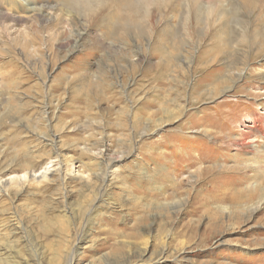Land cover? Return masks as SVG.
Returning a JSON list of instances; mask_svg holds the SVG:
<instances>
[{
	"label": "rangeland",
	"instance_id": "1",
	"mask_svg": "<svg viewBox=\"0 0 264 264\" xmlns=\"http://www.w3.org/2000/svg\"><path fill=\"white\" fill-rule=\"evenodd\" d=\"M77 1L0 0V264H264V138L240 140L264 131V48L199 66L213 19L198 38L191 1L150 8L147 35ZM219 5L218 27H263Z\"/></svg>",
	"mask_w": 264,
	"mask_h": 264
},
{
	"label": "bare ground",
	"instance_id": "2",
	"mask_svg": "<svg viewBox=\"0 0 264 264\" xmlns=\"http://www.w3.org/2000/svg\"><path fill=\"white\" fill-rule=\"evenodd\" d=\"M101 1L103 2V4L106 2L105 6L107 5L108 7L109 6L111 7V5L108 3V1H109V2H111V4L114 5L112 7H116V9L114 8L115 12H112L114 14H111V12H110L107 16H104V15H102V12L98 13L99 18L104 16L102 18L104 23L105 22L107 23V21L109 20V22L107 23V25L109 24L108 29L112 28V29L116 30L115 32L120 31L122 29L126 30V31H129L130 29H134V30H137V34L139 33V34H143V35L144 34L147 35V31L145 30L146 29L145 19L147 18V11L149 12L150 8H152L153 14L154 13L160 14V10H163L162 8H165L164 6H166L168 3H172V2L179 3L180 2V0H120V2L118 0H101ZM183 1H185V2L191 1V4H193L192 7L190 6V8H191L193 19L195 20V24L197 22H199L195 26L196 31H198V32H194V34H197L198 38L206 37L205 33H200L201 32L200 23L201 24L204 23V21H203L204 19L202 18V16H204L205 13H207V14L211 13L210 18L213 19V22L211 23V28L213 27L214 32L211 33V37H210L211 45L210 46L212 47V49H214V52L211 51L212 49H208L206 51H203L202 57H201L200 62H199V66L201 65V60L203 61L205 58L207 59V57L210 55H212V57H215V58L221 56L224 53L225 47L231 48L234 45H236L237 47H241V46L251 47V48L256 47L259 49V51L264 48V20L261 19L262 17L260 16V13H258L256 16H258L257 19L263 23V27L254 23V24H252V26H254V28L252 30H250L249 32L244 33V34H239V33H236L235 31H226L228 29L232 30L233 27L231 26V24L234 23L233 21H229V20L226 21L225 20L226 22H224V20H223V23H221L218 27L217 22L219 19L220 20L223 19L222 15L225 13V11H224L225 9L223 8L224 9L223 10L221 5L217 6V4H220L221 0H209V1L207 0L211 4V7L207 8L209 11H207L205 9L204 12H202L201 8L199 7V1L200 0H183ZM240 1L243 2L244 6L247 7V9H253V8L257 9L258 4H259V8L264 6L263 0H240ZM194 4L197 6H195ZM74 5H76L79 8H80V6H85V7H81V8H83L85 10L88 9L90 11V10H92V7L95 6V3H93L92 1L88 2V0H80V1H77ZM189 5H190V3H189ZM102 8H104V7H102ZM177 8H169V9H173V11H174ZM242 8L244 9L243 5H242ZM123 9L127 10V13L124 14V16H120L118 11L119 10L123 11ZM179 9H180V7H179ZM92 11L90 13H92ZM149 13H151V12H149ZM228 14L234 15V13H232V12L228 13ZM208 16L205 15L206 18H209ZM200 20H201V22H200ZM204 29L206 30V28H203V31H204ZM218 33H221V35H224V37L221 39V41L217 40ZM83 35H84L83 33H81L79 35V38H78L79 42L82 40L81 36H83ZM244 35H246V38H244ZM228 48H226V49H228ZM233 49H234V47H233ZM218 90H219V87L215 88L214 93L212 92L210 94V97L212 95L217 94ZM250 120L252 123L251 126H247L248 127L247 130L242 131V133L240 134L241 142H246L245 144H248V145L257 136L264 138V131H263V128L261 127L262 120H260L259 128L256 127V125H255L256 122L254 121L253 117L252 118L250 117ZM203 126H207V125L204 124ZM223 133L224 132L222 131V133H221L222 136L220 135L221 140H224L225 137L227 136ZM258 153H257V156L259 157V159H261L264 156V150L261 151L259 154ZM48 171L49 170L46 169L43 172V174H42L44 176L43 178H45L47 176V174L49 173ZM206 173L210 174L211 171H209V170L204 171V174H206ZM105 177L108 178L107 176H105ZM108 182L109 181H107V183ZM247 193H248V195H246L247 200H252L256 196V195H252L250 193V191H248ZM146 250H147L146 248L140 250V254H139L140 258L144 257Z\"/></svg>",
	"mask_w": 264,
	"mask_h": 264
}]
</instances>
